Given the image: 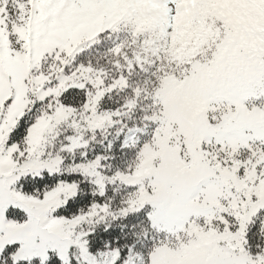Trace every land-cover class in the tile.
<instances>
[{"label":"snow or ice","instance_id":"1","mask_svg":"<svg viewBox=\"0 0 264 264\" xmlns=\"http://www.w3.org/2000/svg\"><path fill=\"white\" fill-rule=\"evenodd\" d=\"M0 264H264V0H0Z\"/></svg>","mask_w":264,"mask_h":264}]
</instances>
